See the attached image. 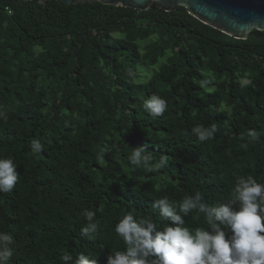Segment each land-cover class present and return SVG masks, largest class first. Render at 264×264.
Returning a JSON list of instances; mask_svg holds the SVG:
<instances>
[{"label":"trees","instance_id":"obj_1","mask_svg":"<svg viewBox=\"0 0 264 264\" xmlns=\"http://www.w3.org/2000/svg\"><path fill=\"white\" fill-rule=\"evenodd\" d=\"M140 67L155 68L140 80ZM153 95L168 105L155 118L144 109ZM0 113V158L20 174L0 193L10 264H63L65 254L107 264L126 250L115 226L129 211L163 229L171 222L153 199L178 205L199 192L211 207L240 177L264 183V32L236 39L155 2L0 0ZM212 125L208 140L192 131ZM136 146L147 164L130 163ZM85 210L96 213L92 239L81 234ZM184 226L207 228L206 216L190 211Z\"/></svg>","mask_w":264,"mask_h":264},{"label":"clouds","instance_id":"obj_2","mask_svg":"<svg viewBox=\"0 0 264 264\" xmlns=\"http://www.w3.org/2000/svg\"><path fill=\"white\" fill-rule=\"evenodd\" d=\"M167 107L166 100L158 95L144 103V109L153 118L162 116ZM192 131L203 141L212 138L217 128L197 126ZM248 135L258 139L255 131H249ZM31 147L39 153L43 145L34 139ZM132 149L129 156L132 165L147 164L151 159L144 146ZM167 164V158L161 156L156 168ZM16 169L11 158H0V193H9L17 185L20 174ZM152 207L171 223L158 229L151 218H138L135 212L129 211L115 226L126 250L110 252L107 264H264V183L252 177H240L232 198L211 207L199 192L186 196L178 205L167 196L153 199ZM193 210L204 214L208 225L197 228L194 233L184 226L185 217ZM95 215L93 211H84L89 223L81 229V234L89 239L97 232ZM13 243L11 234L0 232V264H10ZM60 259L63 264H97V259L85 254H79L75 260L71 254Z\"/></svg>","mask_w":264,"mask_h":264},{"label":"water","instance_id":"obj_3","mask_svg":"<svg viewBox=\"0 0 264 264\" xmlns=\"http://www.w3.org/2000/svg\"><path fill=\"white\" fill-rule=\"evenodd\" d=\"M65 4L100 2L102 4L147 10L155 2L162 10L177 6L204 24L236 39L264 32V0H61Z\"/></svg>","mask_w":264,"mask_h":264},{"label":"rangeland","instance_id":"obj_4","mask_svg":"<svg viewBox=\"0 0 264 264\" xmlns=\"http://www.w3.org/2000/svg\"><path fill=\"white\" fill-rule=\"evenodd\" d=\"M148 41H142L141 44H140V48H142V45L145 44ZM154 68L155 67H149V68L146 69L145 67H140L139 71H138V74L140 75L139 79L140 80H146L150 76V74L152 73Z\"/></svg>","mask_w":264,"mask_h":264}]
</instances>
